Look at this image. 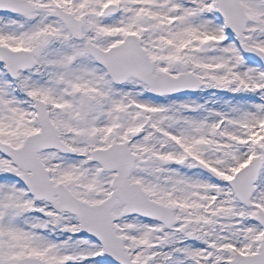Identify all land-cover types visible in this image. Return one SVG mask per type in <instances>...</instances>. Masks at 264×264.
<instances>
[{
    "label": "snow or ice",
    "instance_id": "6c2138e0",
    "mask_svg": "<svg viewBox=\"0 0 264 264\" xmlns=\"http://www.w3.org/2000/svg\"><path fill=\"white\" fill-rule=\"evenodd\" d=\"M0 264H264V0H0Z\"/></svg>",
    "mask_w": 264,
    "mask_h": 264
}]
</instances>
